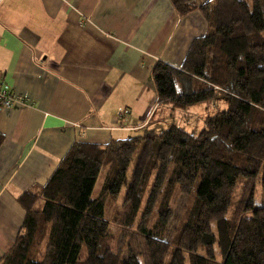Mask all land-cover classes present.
Segmentation results:
<instances>
[{"label": "trees", "instance_id": "obj_1", "mask_svg": "<svg viewBox=\"0 0 264 264\" xmlns=\"http://www.w3.org/2000/svg\"><path fill=\"white\" fill-rule=\"evenodd\" d=\"M173 2L181 16L199 9L208 30L180 66L155 62L159 102L177 111L222 97L227 108L199 133L173 125L74 143L44 185L18 197L24 220L0 264H264V202L254 198L257 179L264 189V0ZM241 179L249 189L229 215ZM177 192L188 203L168 237ZM122 193L127 228L116 249L107 200ZM216 243L221 261L201 251Z\"/></svg>", "mask_w": 264, "mask_h": 264}, {"label": "crops", "instance_id": "obj_2", "mask_svg": "<svg viewBox=\"0 0 264 264\" xmlns=\"http://www.w3.org/2000/svg\"><path fill=\"white\" fill-rule=\"evenodd\" d=\"M207 30L199 9L181 16L173 0H0V79L24 97L0 104V259L24 220L18 197L74 143L142 136L158 114L175 116L152 67L180 66Z\"/></svg>", "mask_w": 264, "mask_h": 264}, {"label": "rangeland", "instance_id": "obj_3", "mask_svg": "<svg viewBox=\"0 0 264 264\" xmlns=\"http://www.w3.org/2000/svg\"><path fill=\"white\" fill-rule=\"evenodd\" d=\"M228 106L226 99H210L202 101L200 103L191 105L186 109L177 110L174 117H162L159 114L157 119H161L162 123H153V126H158V132H161L173 125L179 126L189 132L199 133L205 126V120L208 116L214 115L219 111L226 109ZM249 187L244 179H241L234 191V200L230 207L229 215L234 214L237 208L238 201L242 199L247 193ZM254 198L257 202H264V189L261 184V179L255 181ZM123 193L119 197L111 198L107 200V217L110 219V236L113 246L118 249L119 244L122 245L121 230L127 228L124 222L128 212V207L124 203ZM188 203L187 195L177 192L172 201L171 207L174 210V217L169 222L167 228V236L171 237L181 224V219L184 216L185 207ZM139 219V217H138ZM156 216L152 218L151 224L155 221ZM133 230V229H132ZM129 232H132L128 230ZM135 233V232H133ZM130 235V234H129ZM121 239V240H120ZM206 253L210 258L221 261L222 253L218 244L209 245L205 249L201 250Z\"/></svg>", "mask_w": 264, "mask_h": 264}, {"label": "built area", "instance_id": "obj_4", "mask_svg": "<svg viewBox=\"0 0 264 264\" xmlns=\"http://www.w3.org/2000/svg\"><path fill=\"white\" fill-rule=\"evenodd\" d=\"M24 97L10 89L4 81L0 79V104L4 107L12 106L23 101Z\"/></svg>", "mask_w": 264, "mask_h": 264}]
</instances>
